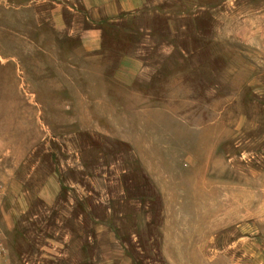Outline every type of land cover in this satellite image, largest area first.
Wrapping results in <instances>:
<instances>
[{"label":"rangeland","instance_id":"rangeland-1","mask_svg":"<svg viewBox=\"0 0 264 264\" xmlns=\"http://www.w3.org/2000/svg\"><path fill=\"white\" fill-rule=\"evenodd\" d=\"M28 1L0 0V264H264V0H145L95 55Z\"/></svg>","mask_w":264,"mask_h":264},{"label":"crops","instance_id":"crops-1","mask_svg":"<svg viewBox=\"0 0 264 264\" xmlns=\"http://www.w3.org/2000/svg\"><path fill=\"white\" fill-rule=\"evenodd\" d=\"M33 2L46 15V19L53 30L58 34L65 33L77 39V51L91 55L101 54L109 45V37L105 23L117 24L133 12L143 8L145 0H30L23 3V7ZM255 14L264 15V7L252 8ZM250 14V13H243ZM41 22V20H37ZM264 35V31H263ZM143 61L136 55L121 53L117 58V65L112 78L118 81L131 82L142 75ZM50 177L40 186L42 198L49 195L54 199L58 192L57 186L52 183L49 189ZM48 189L51 195L48 193ZM50 198V199H51ZM46 200V199H45ZM3 221V220H2ZM8 227V224H4Z\"/></svg>","mask_w":264,"mask_h":264},{"label":"built area","instance_id":"built-area-1","mask_svg":"<svg viewBox=\"0 0 264 264\" xmlns=\"http://www.w3.org/2000/svg\"><path fill=\"white\" fill-rule=\"evenodd\" d=\"M3 247H4V244H3V235H2V232L0 230V249H3Z\"/></svg>","mask_w":264,"mask_h":264}]
</instances>
